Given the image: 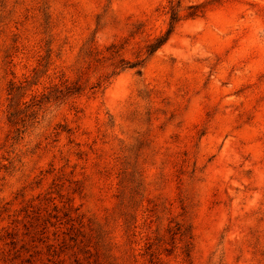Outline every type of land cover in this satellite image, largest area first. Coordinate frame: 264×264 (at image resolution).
Here are the masks:
<instances>
[{"label":"rangeland","instance_id":"1","mask_svg":"<svg viewBox=\"0 0 264 264\" xmlns=\"http://www.w3.org/2000/svg\"><path fill=\"white\" fill-rule=\"evenodd\" d=\"M0 264H264V0H0Z\"/></svg>","mask_w":264,"mask_h":264},{"label":"trees","instance_id":"2","mask_svg":"<svg viewBox=\"0 0 264 264\" xmlns=\"http://www.w3.org/2000/svg\"><path fill=\"white\" fill-rule=\"evenodd\" d=\"M177 13L176 11L174 10V8H172V11H171V26L169 27V29L167 30V32L161 36L160 38H157V40L154 42V43H151L147 46V53L150 55L152 54L156 49H158L161 45H163L169 35L171 34L172 32V29H173V25L177 22ZM138 65V63L136 64H133L131 65V67H136Z\"/></svg>","mask_w":264,"mask_h":264}]
</instances>
